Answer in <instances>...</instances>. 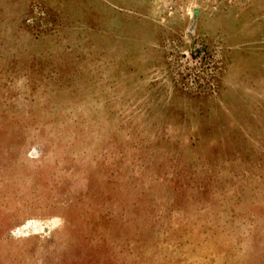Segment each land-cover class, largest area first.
Returning <instances> with one entry per match:
<instances>
[{
    "label": "rangeland",
    "instance_id": "374dc122",
    "mask_svg": "<svg viewBox=\"0 0 264 264\" xmlns=\"http://www.w3.org/2000/svg\"><path fill=\"white\" fill-rule=\"evenodd\" d=\"M0 264H264V0H0Z\"/></svg>",
    "mask_w": 264,
    "mask_h": 264
}]
</instances>
